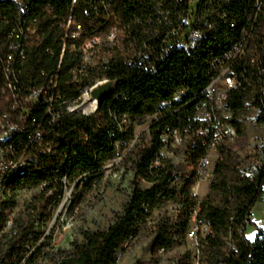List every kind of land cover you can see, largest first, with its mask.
<instances>
[{"label": "trees", "instance_id": "1", "mask_svg": "<svg viewBox=\"0 0 264 264\" xmlns=\"http://www.w3.org/2000/svg\"><path fill=\"white\" fill-rule=\"evenodd\" d=\"M108 1L112 3V11L127 25L130 36L128 39V32H121V35L117 36L114 50H96L98 56L102 54L103 59L111 60L107 74L116 81V90L99 104L95 114L64 120L53 140L55 146L52 148L53 155H47V159L40 161H27L22 170L10 177L7 184L8 193L0 206L2 234V228H6L12 221L10 219L17 205L16 201H12V194L15 196L25 189L38 187L45 179L66 177L72 184L79 180L75 198L77 201L74 205L78 207L96 186L101 185L106 163L115 160L122 152H127L131 170L135 174V185L130 201L106 231L84 233V241L72 244L71 251L62 252L56 264H117L119 252L131 240L138 238L143 227L149 224L154 211L169 201L178 199L176 186L179 178L178 168L162 153L167 145H171L170 141L163 140L164 133L167 127L168 130L186 129L190 133L197 130L199 125L194 117L203 106L208 105L202 94L214 74L211 61L222 56L230 43L238 40L245 25L243 17L236 18L237 29L231 28L229 19L221 21L217 29H210L209 34H203V38H200L190 50L175 49L165 55L164 59L157 56L149 60L154 66L145 69V65L130 66L123 52L127 49L126 40L136 42V45L142 44L144 29L135 22L129 27V22L137 17L140 20L144 19V23L151 22L153 11L148 7L151 4L148 0ZM99 2L100 0H24V6L29 10L27 15L31 18L39 17L38 28L43 32V46L27 50L28 62L24 69V78H38L42 71L49 76L57 73L62 51V46L57 41L63 33L58 24L60 21H66L71 12L75 20L86 29L85 40L94 39L107 30H114L112 20L98 19L93 11H90V16L85 13L86 9H90L91 3L100 5ZM214 2L217 0H203L199 2L196 10L191 9L192 13L199 12L200 9L201 13H209ZM242 2H239L242 8H246L247 0ZM2 15H8L10 22L8 25L0 22V44L12 27L11 22L21 15L17 0H0V16ZM186 24V14H179L174 24L175 31L186 28ZM195 24L203 25V16H195ZM23 28L22 23L13 24V30ZM249 39L251 48L258 47L256 34H250ZM146 42L148 43L144 47L138 49V56L143 58L152 56L156 46H167L166 34L158 35V38L148 39ZM72 44H80V40L72 41ZM5 53L0 48V57H4ZM250 57L251 55L242 58L233 65L242 88L232 91L228 99L234 111L232 127L238 132L239 138L233 146L220 149L210 192L203 200L193 195L192 189L198 182V167L201 166L199 158L205 156L208 149L202 137L197 135L190 138V134L182 133L189 141L186 161L193 168V174L183 179L184 186L180 194L182 201L175 217L164 218L152 227V259L159 261L161 259L159 252L162 249L169 251L176 245L186 243L193 210L200 207L201 217L212 228V233L204 244L205 264H264V229H261L260 235L254 240L246 237L247 229L245 230L252 206L264 197V175L260 172L252 176L249 174V168L242 171L237 163V150L234 148L238 142L242 147L248 135L246 118L242 117L243 111L244 115H248L253 109L252 100L261 105L260 99H264V63L250 64ZM80 58L81 52L78 50L67 51L60 71V87L67 81V75H71L72 70L81 66ZM260 67L263 69H259ZM1 75L0 66V82ZM180 90H184L185 95L176 97ZM170 100L172 106L164 107L163 103ZM210 102L211 116L227 125V120L220 116L216 103L212 99ZM262 107L264 108V105ZM57 112H62L67 117L78 115L65 111ZM127 115L132 123L127 120ZM151 115L158 117L150 124L149 142L142 144L133 155L130 147L136 140L135 124L143 123L144 118ZM19 144L20 136L12 138V145ZM15 152L21 157L20 149H15ZM138 179L148 182L151 187L140 188ZM80 187H83L82 190ZM61 196V192L52 196V189H44L42 195L28 205L27 219H21L17 224L19 233L12 237L0 238V245L6 248L4 254L0 256L1 264L36 263L40 254L32 258L34 254L30 257L31 250L27 251L30 236L36 231V242H40L44 237L32 224L31 221L35 219L32 214L40 207L43 210L42 215L50 219L49 210L58 206L57 201ZM231 234L235 248L228 255L226 240ZM5 239L7 242L3 245ZM193 261L191 252H187L178 257L177 264H193Z\"/></svg>", "mask_w": 264, "mask_h": 264}, {"label": "built area", "instance_id": "2", "mask_svg": "<svg viewBox=\"0 0 264 264\" xmlns=\"http://www.w3.org/2000/svg\"><path fill=\"white\" fill-rule=\"evenodd\" d=\"M138 1L146 2L147 0ZM148 1L151 4L148 7L153 11V14H151V22L144 23V19L140 20L139 17L134 20L131 19L129 22V27L135 22L144 29L142 32L144 38L141 45H136V42L126 40L128 45L123 54L130 66L141 67L145 65V69L152 68L154 64H151L149 60H153L157 56L160 59H164L165 55L179 48H183V51L190 50L194 47L197 40L203 38V34H209L210 29H217V25L221 21L225 22L229 19L231 28L237 29L238 24L236 18H244L245 20V25L240 31L238 40L230 43L229 48L225 49L222 56L216 57L211 61L214 74L211 82L202 94L206 98L209 106H203L196 113L194 118L199 125L197 130L190 133L186 129H176L177 135L169 136L167 127L163 136V140L165 142L170 141L171 144L166 146L167 149H183V158L185 161L189 150V141H182L181 133L190 134V138L191 136L196 137L197 135L202 137L208 153L202 158H199L201 166L198 167V179H208L213 176V168L220 157V149L222 147L227 148L228 146H233L236 139L237 132L232 129V114L234 111L230 107L228 99L232 91L242 88V84L238 74L233 69V65L249 55H251L250 64L264 63V0H247L248 4L246 8H242L241 6L244 0H217V2H214L210 6L211 10L209 13H201L200 8L199 12L192 13L191 5L199 4V0ZM239 2H242V4ZM99 4L91 3L90 9H86L85 13L90 16V11H93L98 19L112 20L114 30H107L94 39L85 40L86 29L83 28L81 23L75 20L74 14L71 12L66 21H60L58 24L63 33L57 41L62 46L57 73L49 76L42 71L38 78H24V69L28 62L27 50L29 48L43 46V32L38 28L40 22L39 17L35 16L31 18L28 16L29 10L24 6V0H17V6L20 8L21 15L11 22L12 27L3 39V42L1 40L0 44V48L6 52L4 57H0V66L2 67V82H0V174L12 172L13 168L29 160L40 161L47 159V155H53L52 148L55 147L53 140L56 138L57 130L64 123V120L80 116L88 117L95 114L98 110L93 109L92 102L99 101L93 97V89L104 83L116 82L107 74L108 70H110L109 64L111 60L103 58L96 60V50H114L117 44V36L121 35V32H128V27L112 11V3H109L108 0H100ZM241 9L242 11H240ZM179 14H186L187 26L186 28H182V30L175 31L174 24ZM195 16H203V25L195 24ZM0 22L8 25L10 22L9 16H0ZM15 23H22L25 33H14L13 24ZM73 34H80V44H72ZM163 34H166L167 46H156L155 53L148 58L138 56V49L144 47L148 43L146 42L148 39L154 40L158 38V35ZM249 34L257 35L258 47L251 48ZM12 35H20V42H12ZM70 50L81 51V67L78 70H72V74L67 75L68 79L65 84L60 87L61 66L67 51ZM48 52L52 54L50 50ZM259 53H262V55ZM259 69L263 68L260 67ZM73 71H82L83 75H85V82L76 81ZM25 85H30L31 95L24 96L23 86ZM212 94H219V102L226 113L227 125L218 124L216 119L211 116L210 100ZM184 95L185 91L180 90V93L176 97H183ZM63 99L84 101L86 109L80 110L76 116L67 117L66 114L57 112L56 105H61ZM260 101L261 105L259 103L256 104L252 100V115H244V111L242 113V117L251 119L255 132H260V135L256 136L253 141H248L245 147L246 163H248L249 174L252 176L260 172L264 175V156L262 155L261 147L264 141V108L262 107L264 105V99H260ZM171 102L172 100L165 101L163 106L171 107ZM16 108H23V115H16ZM157 117L158 115L147 116L144 118L143 123H136L135 135L137 126L143 125L148 135L147 137L150 139V124L154 120H157ZM127 120L129 123H132L128 115ZM11 136H20L21 144L12 145ZM137 137L138 135H136ZM12 149H20L21 157H13ZM120 156L121 154L118 155V157ZM110 163L112 161L106 163L105 170ZM78 181L76 180L72 184L69 183L66 177L54 180L52 178L45 179L38 187L25 189L23 192L15 194V196L12 194V201H16L17 204L12 214L14 216V223L12 227L2 228L0 238L17 235L19 233L17 227L19 220H26V218L18 215L20 211L18 197L20 195L24 199L28 198L29 202L27 201V204L29 205L35 198L42 195L44 189H52V196L59 192L62 193V196L57 201L59 206L67 202L66 194L72 192L78 186ZM259 210L260 212L264 211V197L252 206L246 220L245 230L249 229L251 225H255V238L260 235L259 232L261 229H264V217L261 221L257 220ZM193 211L186 242L189 244L190 252H193V264H202L204 261V244L207 237H200V230H202V227H209L210 234L212 233V228L201 217L200 207L195 208ZM31 222L34 227L36 224H39L38 220L36 223L35 221ZM246 237H244L245 241ZM36 238L35 231L30 236L28 248L31 243L36 242ZM226 241V251L230 255L231 251L235 248V242L232 241V234ZM169 251L162 249L159 252L160 257L168 254ZM24 263L26 262L24 261Z\"/></svg>", "mask_w": 264, "mask_h": 264}, {"label": "rangeland", "instance_id": "3", "mask_svg": "<svg viewBox=\"0 0 264 264\" xmlns=\"http://www.w3.org/2000/svg\"><path fill=\"white\" fill-rule=\"evenodd\" d=\"M194 7L196 10L197 5ZM97 54L95 55L96 60L102 58V54L101 56ZM81 106V110L86 109L84 102ZM252 114L253 111H249L248 115ZM245 124L248 132L246 141L242 147L238 145L239 142L234 147L237 150V163L242 171L248 168V163H246V148L244 147H246L245 145H247L248 141H253L256 136L260 135V132H255L251 119H246ZM145 131L143 125L137 126L136 135L138 137L130 147L131 154L134 153L133 155H135L138 149L142 147V144L149 142V139H147L148 135ZM261 147L262 155L264 156V141ZM162 153L164 157H169L178 168L179 178L176 184L178 199L176 201H169L166 205L154 211L149 224L143 227L138 238L131 240L119 252V262L117 264H177L178 257L190 252L189 244L186 242L181 245H176L168 254L160 257L161 259L159 261L152 259V227L164 218L175 217L178 212L177 210L180 208V202L182 201L180 194L184 186L183 179H187L193 174V168L183 158V149L177 148L175 150H169L166 148ZM127 155V152H122L120 157L107 165L104 177L100 182L101 185L96 186L78 207H74L77 201L75 199L76 187L72 192L66 194V203L49 210L51 215L50 219L42 215L43 210L40 207L38 211L33 212L32 215L35 218V223L37 220L39 222V225L36 224V230L41 232L44 237L40 242L31 243L28 248V251L31 250L30 257L34 254L32 258H35L36 255L40 254L35 264H56L59 262L62 252L71 251L73 249L72 244L76 242L82 243L84 241V233L106 231L116 217L121 215L124 207L131 199L135 185V174L131 170V161L128 159L129 155ZM211 179L212 176L208 179H198V184L192 189L193 195L199 197V200H203L209 194ZM137 182L142 189H149L151 187V184L142 179H138ZM82 188L80 187V190ZM23 199L21 195L18 197L20 205L18 215L27 219L28 216L25 209L29 201L28 198ZM263 217L264 211L260 212L259 210L257 220L261 221ZM13 219L14 216L10 220ZM44 219H48V221H44ZM42 222L44 223L42 224ZM255 231V225H251L246 232L249 240L255 239ZM6 242L7 239H5L3 245ZM5 249L4 246L0 245V256L4 254Z\"/></svg>", "mask_w": 264, "mask_h": 264}, {"label": "bare ground", "instance_id": "4", "mask_svg": "<svg viewBox=\"0 0 264 264\" xmlns=\"http://www.w3.org/2000/svg\"><path fill=\"white\" fill-rule=\"evenodd\" d=\"M201 1H203V0H199V2H201ZM196 5H198V4L191 5V9L195 8L194 6H196ZM14 33L23 34V33H25V30H24V28L23 29L14 30ZM249 37H250V34H249ZM79 40H80V34H73L72 35V41L79 42ZM12 42H20V35H12ZM70 51H73V50H70ZM78 51L81 52L80 50H78ZM80 67H77L74 70H78V69H80ZM70 74H72V72ZM73 75H74V79L76 81L85 82V75H83L82 71H73ZM23 92H24V96L25 95H31L30 85L25 86V88L23 86ZM211 99L216 103V106H217V109H218V111L220 113V116L223 119L227 120L226 113L222 109V106H221V104L219 102V94H212ZM83 102L84 101H71V99H63L61 105H56L57 106V111H65V112H68L70 114L78 113L81 110V107H82L81 105L83 104ZM99 104H100L99 102H92L94 110H98V108L100 106ZM251 110L253 111V109H251ZM16 115H23V108H16ZM215 119H216V122L218 124L226 125L222 121L217 120V118H215ZM232 129L235 130L233 127H232ZM168 134H169V136H176L177 135L176 134V130H168ZM14 137L15 136H11V139L14 138ZM238 138L239 137H238V132H237L235 143L237 142ZM182 141H187V138H185V136L183 134H182ZM15 153H16L15 149H12L13 157H18L17 154H15ZM25 165H26V163H22L20 166H17L15 168H13L12 172L1 173L0 174V206L4 202L3 200L5 199V195L8 193L9 187H8L7 184L9 182L10 177H12L18 171L22 170V168ZM13 223H14V219L8 223L6 228L12 227ZM207 235H210L209 234V227H202V230H200V237H207L208 238ZM191 254H192V258H193V252H191ZM202 264H205L204 261H203Z\"/></svg>", "mask_w": 264, "mask_h": 264}, {"label": "water", "instance_id": "5", "mask_svg": "<svg viewBox=\"0 0 264 264\" xmlns=\"http://www.w3.org/2000/svg\"><path fill=\"white\" fill-rule=\"evenodd\" d=\"M115 87V82H108L97 86L93 89V97L98 99L99 103H101L105 98L109 97L114 93V91L116 90Z\"/></svg>", "mask_w": 264, "mask_h": 264}]
</instances>
